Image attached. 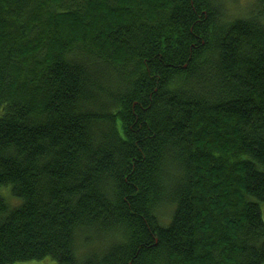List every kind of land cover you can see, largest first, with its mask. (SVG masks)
I'll use <instances>...</instances> for the list:
<instances>
[{
	"label": "trees",
	"instance_id": "1",
	"mask_svg": "<svg viewBox=\"0 0 264 264\" xmlns=\"http://www.w3.org/2000/svg\"><path fill=\"white\" fill-rule=\"evenodd\" d=\"M246 11L0 0V264H264V0Z\"/></svg>",
	"mask_w": 264,
	"mask_h": 264
},
{
	"label": "rangeland",
	"instance_id": "2",
	"mask_svg": "<svg viewBox=\"0 0 264 264\" xmlns=\"http://www.w3.org/2000/svg\"><path fill=\"white\" fill-rule=\"evenodd\" d=\"M255 1L256 0H224V3L226 5L227 9L229 10V12L231 13V15L234 16V14L235 15L245 14L247 12L246 10L251 9V7ZM2 192L7 198H10L9 200L7 199L8 201H11L13 204L17 203V200L14 199L13 197H11L9 189L3 188ZM164 208H165V210L163 213L165 216H167L169 218L171 206L165 205ZM261 210H262V217L264 220V203H261ZM21 264H59V263L57 261L51 259V258H46V259L41 260V261L36 260V261H30V262L21 263Z\"/></svg>",
	"mask_w": 264,
	"mask_h": 264
}]
</instances>
